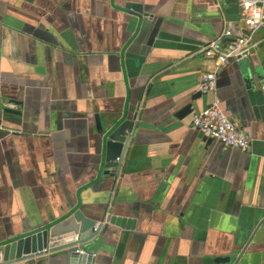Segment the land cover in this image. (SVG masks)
<instances>
[{"label": "crops", "instance_id": "obj_1", "mask_svg": "<svg viewBox=\"0 0 264 264\" xmlns=\"http://www.w3.org/2000/svg\"><path fill=\"white\" fill-rule=\"evenodd\" d=\"M232 27L248 32L235 0H0V245L80 208L136 222L103 228L98 264H264V26L198 90L202 47ZM215 97L249 151L191 128ZM118 119L139 125L106 174Z\"/></svg>", "mask_w": 264, "mask_h": 264}, {"label": "water", "instance_id": "obj_2", "mask_svg": "<svg viewBox=\"0 0 264 264\" xmlns=\"http://www.w3.org/2000/svg\"><path fill=\"white\" fill-rule=\"evenodd\" d=\"M128 8H132L133 13L138 17L144 14L141 5L128 4ZM243 26L246 28L244 20ZM231 30L236 35L243 33L234 27ZM191 107V105L187 106L182 114L186 113L185 111H190ZM135 125L138 126L139 124H136L132 119H118L109 122L106 130H102L106 146V174L110 173V170L111 173L119 174L121 161L131 142ZM135 223L132 218L113 213L107 215L105 221H98L87 216L82 209H75L69 216L48 224L45 228L25 234L6 244H1L0 264H20L44 256L46 253L52 256L64 255L66 264H98L93 244L103 228L112 224L134 229ZM230 259V257H218L217 261L230 262Z\"/></svg>", "mask_w": 264, "mask_h": 264}, {"label": "built area", "instance_id": "obj_3", "mask_svg": "<svg viewBox=\"0 0 264 264\" xmlns=\"http://www.w3.org/2000/svg\"><path fill=\"white\" fill-rule=\"evenodd\" d=\"M240 8L247 33L236 35L228 28L217 39L202 47V54L216 61V68L201 74L198 90L213 92L217 88L218 71L231 64L249 58L257 47L251 33L264 26V0H235ZM219 97L204 109L193 114L191 128L226 147L249 151L252 147L250 137L228 116ZM119 160V158H117Z\"/></svg>", "mask_w": 264, "mask_h": 264}]
</instances>
